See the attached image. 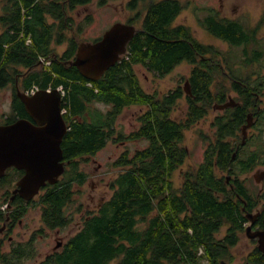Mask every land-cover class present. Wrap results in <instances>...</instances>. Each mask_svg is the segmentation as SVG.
<instances>
[{"label": "trees", "instance_id": "1", "mask_svg": "<svg viewBox=\"0 0 264 264\" xmlns=\"http://www.w3.org/2000/svg\"><path fill=\"white\" fill-rule=\"evenodd\" d=\"M91 2L1 0L0 89L13 88L12 111L4 122L25 114L16 89L62 86L65 91L62 107L66 110L68 132L62 150L70 162L59 182L49 186L42 196L47 227H65L72 219L70 204L75 200V186L82 185L86 179L84 171L79 169L83 155L94 153L105 145L110 135L115 136L116 116L124 107L146 105L139 118L140 126L130 138L144 137L147 146L131 154L126 150L114 161L120 170L110 181L111 195L99 209L83 217L79 229L60 249L50 252L37 264L113 261L115 264H223L230 258L239 229L227 231L221 240L217 237L219 227L225 223L239 224L244 217L238 203L219 201L220 192L230 190L218 179L214 144L211 143L206 157L196 168L182 174L180 187H175L172 181L173 172L187 155L180 145L183 130L203 115L200 93L216 78L215 68L203 65L219 62V52L213 45L198 41L186 25H173L184 6L179 1L163 0L151 4L144 31L133 35L126 54L99 79L89 80L69 61L74 59L78 45L75 37L70 36L76 25L71 13ZM91 20V14L87 15L78 23L79 29ZM198 22L231 47L250 44V63L264 56L256 35L264 17L250 26V31L243 30L241 23L223 22L214 13L198 17ZM64 42L66 48L58 53L57 47ZM248 56L244 52L241 61L246 62ZM183 58L196 67L189 77L192 96H187V117L181 121L170 116L179 91L172 96L174 100L170 97L160 100L146 93L132 65L144 63L163 76ZM207 97L210 101V92ZM91 101L101 102L108 109H93ZM240 118L241 114L236 117V123ZM5 184L0 179V186ZM225 198L231 199L229 195ZM30 256L25 247L16 245L3 253L1 259L2 264H23ZM251 262L264 263L260 259Z\"/></svg>", "mask_w": 264, "mask_h": 264}, {"label": "flooded vegetation", "instance_id": "2", "mask_svg": "<svg viewBox=\"0 0 264 264\" xmlns=\"http://www.w3.org/2000/svg\"><path fill=\"white\" fill-rule=\"evenodd\" d=\"M161 1L163 0H155L152 2L147 0H129L127 2L128 9L136 10L141 5L142 10L141 11L136 10L135 14L131 16L127 15V17L124 18L119 17L118 19H115L113 23L121 22V23L133 25L136 28L135 33L136 32L140 33L141 31H144L143 27L145 24V18L147 16V12L151 4H157ZM175 1L181 2L182 6H184V9L191 6L192 3L197 4L195 3L194 0L193 1L190 0L189 2L186 3H184V1L182 0H175ZM206 7L209 9H207V11L204 12V15L208 13H214L223 22L233 21L238 24L241 23L243 30L250 31V25L244 24V23H248L249 16L228 14L226 8L228 6L223 0H218L217 5L206 6ZM228 9L230 8L228 7ZM231 12L232 13L237 12L236 5L232 7ZM194 13L198 14L195 11ZM86 17L87 15L84 16L82 19ZM198 17L199 16L197 15V21H198ZM91 18L93 20L92 16ZM76 27L79 29L78 24L74 26V29H76ZM245 33L247 35V38H250L248 32ZM102 35L93 38L92 41L94 42L99 40L102 37ZM219 39L227 42L222 38ZM238 47H241L240 49L242 51L243 58H244V52H246L249 55L246 58L247 60L246 62H242L241 60H243V58H241V60L238 62L235 61L232 63H228V62L223 63L219 61V62H214L212 64L203 65L205 68H215L214 74L216 78L212 81V84L210 85L209 88L205 87L200 93V98L202 99L201 107L203 109L202 110L203 115L198 119V121L204 119L205 117L207 118L208 114L210 113V110L214 111L213 118L210 121L213 131L212 135L207 136L206 134H203V132H201V136L204 137L203 141L205 143L203 149V160L206 157V152L208 151L211 143H213L215 156L217 158V163H218L216 167L218 179L223 181L225 186L230 190L228 192L226 191L220 192L219 201L227 202V200L228 201L231 200L234 203H238V205H240L241 215L242 217H244V219L241 218L242 221L240 220L239 224L225 223L221 225L219 227L217 234L218 235L221 234L222 236L220 237L217 236V237L220 238L221 240L225 239V237L228 234L227 231L238 227L239 229L238 239L236 243L233 245V247L237 245L238 242H240L241 235L243 233L247 241H249L248 244L249 249L245 253L247 263H250L251 261L256 259H260L262 262H264V253L258 249V236H253L255 232L264 230V99H263L264 77L261 76L260 70H258L257 72H254V70H250V65H251L250 44L246 46L240 45ZM181 62H186L187 64H189L191 66L190 68L191 71L193 70L194 67H196V64L190 63L186 58H183L171 70H173ZM132 66L133 69L136 66H140L145 70L152 71L144 63H140V62L134 63ZM243 71H247V73L244 75ZM89 74L91 76L95 75L94 72H90ZM218 75L226 76V78L217 79ZM254 76L256 77L254 78ZM189 77L190 74L189 76L184 78V85L182 88L180 85H178L176 88H173L162 95L156 92L146 91L145 89L142 88L140 80L139 82H140V87L142 88L143 91L154 95L157 99L160 100L164 99L165 97L168 98L170 97L171 100H174V97L172 96L175 94V92L179 91L180 95L176 97L175 99L176 102L171 107L170 116L173 119L184 121L187 117V112L189 109V100L187 96H192V85ZM185 87L189 89L190 93H187L185 91ZM209 92L211 93L210 101L208 100L207 97ZM51 96L52 95H47V100L50 103L49 107L51 109H54L56 105H59V108L61 110L62 98L60 102L59 101L54 102ZM182 98H185V100H187L188 107L185 116L180 119L172 116V111L176 107L175 105H177L178 101ZM138 106L143 110L136 117L138 123L137 127L134 128L131 132L127 133V135H123L120 132L119 134L120 137H122V139L120 140L122 143H126L127 138L135 141L136 140L144 141L145 145L141 148H138V149H142L145 146H147L148 144L147 139L141 136L136 137L134 139L130 138L131 133L138 130L141 123V120L139 118L146 111V105L138 104ZM61 114L65 120L64 114L63 113ZM240 114L242 115V118H240V121L236 123L237 122L236 117ZM17 118H26L34 123L39 121L35 116L29 114L25 110V114H23V116H17L12 121L6 123H11ZM39 122L42 123L44 121L40 120ZM3 123L5 124V122ZM189 128L190 127H188L187 129ZM184 130H183V137H184ZM67 132L68 129L63 135L61 141V147H62L63 139ZM116 139H117L116 136L110 135L106 143L108 142V140H116ZM181 142L180 145H182ZM182 146L187 151L186 157H188V153H189L188 148L184 145ZM101 148H103V146L98 148L94 153H96ZM94 153L84 154L83 159L86 160L89 157L91 159ZM62 161L64 162V166L66 169V166L70 162V160L64 156V153H63ZM64 172L59 176L58 180L55 183H50L47 181L42 186H40L39 188L40 190H38V192L35 195L27 199L21 196L18 192L16 193L13 192V190L17 187L16 184L17 181L24 175L25 171L23 169H19L14 166H10L5 169L4 173L0 176V179L6 181L5 185L0 186V193H1L0 199L5 203L4 204L5 212L3 216L2 214L0 215V246L2 242L7 240L8 243H11L8 252H10L13 249V247L17 245L19 247H25L26 251H29L31 253V256L35 257L37 254L34 247V239H36L35 235L39 234L40 238H42L44 237L45 231H47L46 229L49 230L55 229L58 232L61 228H63L58 226L54 228L47 227L44 221L45 217L43 211L42 196L46 193V190L48 189L49 186L55 185L57 182H59ZM182 180H183V175H182ZM8 181L9 184L7 183ZM227 195H229L231 199H226L225 197H227ZM37 199H39V207H40L39 209L40 212L38 217L41 220V225H42L41 228H43V230L36 228L35 230L31 231L30 226H28L26 229L30 230L32 235H30L26 240L14 239L13 233H15L17 229L19 233L20 227L23 225L22 217L26 215V213L24 212V209L26 208L25 205L33 203ZM105 200L106 199H104L101 196L99 202L97 203L96 209H99ZM79 223L80 221L77 223L79 225L78 227H80L81 225ZM38 230H40L41 233ZM56 238H57L56 244L53 250L50 252L60 249L65 242L61 240L59 235H56ZM250 242L253 244L252 248H250ZM50 252H47L45 256ZM1 253L2 252H0V257L2 256ZM30 257H27L26 259L28 260L30 259Z\"/></svg>", "mask_w": 264, "mask_h": 264}, {"label": "rangeland", "instance_id": "3", "mask_svg": "<svg viewBox=\"0 0 264 264\" xmlns=\"http://www.w3.org/2000/svg\"><path fill=\"white\" fill-rule=\"evenodd\" d=\"M129 0H92L88 5L79 6L74 10L71 15L76 21V25L81 22L84 16L91 14L93 20L90 23L85 24L82 29H74L70 36L75 37L77 42L80 41H91L93 38L100 36L107 30L113 23L115 19L119 17L124 18L135 14L136 10L141 11L142 6L140 5L136 10H131L127 8V2ZM155 1V0H147ZM184 3L190 0H182ZM193 1V0H191ZM197 4H191V6L182 10L180 14L173 21V25L184 24L191 31L192 35L200 42L204 44L213 45L219 52L217 58L223 63L238 62L241 60L242 51L241 47L235 46L231 47L227 42L213 36L210 34L203 26L197 21V15L199 17L204 16V12L207 11L206 6H213L218 4V0H194ZM227 6L228 14L232 15H248V23L245 25L253 26L259 22L264 17V0H223ZM1 5V0H0ZM236 5L237 12L232 13V7ZM194 11L198 14H195ZM82 19V20H81ZM257 40L260 44L259 47L264 49V24L258 31ZM67 46V42L57 47L58 53H61ZM46 64L49 61L45 62ZM250 70L257 72L260 70L261 76L264 77V56L257 61L250 63ZM191 66L186 62H181L177 65L170 73L165 76H159L152 71L145 70L140 66L134 67L135 72L141 82L143 89L149 92H156L158 94H164L169 90L176 88L178 85L181 88L184 85V78L189 76ZM247 71H243L245 75ZM257 76V75H256ZM254 76V78L256 77ZM226 76L218 75L217 79H225ZM32 87H30L31 89ZM20 90H22L20 88ZM61 90L64 89L61 87ZM65 92V91H64ZM264 99V98H263ZM13 103V88L11 86L4 87L0 89V122L3 123L4 119L11 114ZM176 107L172 111V116L176 118H183L186 114L188 102L185 98L178 101ZM91 108H98L101 110L108 109V106L97 101L90 102ZM143 109L138 106V104H133L124 107L116 116L115 128L117 133L115 136L116 140H108L106 145L98 150L94 155H92L86 160L81 159L79 163V169L84 171L86 174V180L82 185L75 186L77 190L75 193V200L73 201L70 208L72 211V219L67 226L61 228L58 232L54 229H46L44 237L40 238L39 234L35 235L34 247L36 250V256H31L30 259L24 260L23 264H37L39 260L43 259L47 252L53 250L56 244V235H59L62 241H66L69 236L74 234L78 229L79 221L81 224L83 217L95 212L97 203L99 202L101 196L107 199L111 193L112 188L109 182L118 173L120 168L114 165V161L126 150L131 154L137 148H141L145 145L144 141L131 140L127 138L126 143H122L120 140V134L127 135L134 128L137 127L138 123L136 120L137 115ZM4 115V116H3ZM214 111L210 110L208 117L195 122L189 129L184 130V137L181 142L182 145L186 146L189 150L188 157L185 158L182 165H180L172 174V181L175 187H180L182 183V174L185 171L196 168L198 164L203 160V149H204V137L201 136V132L207 136H211L213 131L211 127V120L213 118ZM4 117V118H3ZM203 137V138H202ZM113 139V138H112ZM1 195V193H0ZM4 202L0 199V210L5 212ZM69 205V206H70ZM80 205V207H79ZM26 208L24 212L25 216L22 217L23 225L20 227V232L18 229L13 233L14 239L26 240L30 235L31 231L36 228L43 230L41 225V220L39 219V199L25 205ZM80 209H77V208ZM2 213L0 212V215ZM30 226V230L26 228ZM40 230H38L40 232ZM41 233V232H40ZM58 233V234H57ZM218 237L222 236L221 234ZM10 244L7 240L2 242L0 246V252L6 253L10 248ZM249 241L245 238L242 233L240 242L231 248L232 255L230 256L224 264H254L252 262L247 263L245 253L249 249ZM252 243L250 242V248H252ZM232 259V260H231ZM0 264H2V259L0 257ZM110 264H115L113 261ZM264 264V263H256Z\"/></svg>", "mask_w": 264, "mask_h": 264}, {"label": "water", "instance_id": "4", "mask_svg": "<svg viewBox=\"0 0 264 264\" xmlns=\"http://www.w3.org/2000/svg\"><path fill=\"white\" fill-rule=\"evenodd\" d=\"M135 31L133 25L115 22L99 40L81 42L69 63L86 78L98 79L125 53ZM90 72L95 75L91 76ZM185 91L190 93L187 87ZM16 95L29 114L44 122L17 118L11 123L0 124V176L10 166L23 169L25 173L13 192L29 199L40 186L47 181L55 183L64 172L61 141L67 126L59 105L51 109L47 100V95H52L54 102H60L58 88L40 89L30 95L16 89ZM253 236H258V249L264 253V230L255 232Z\"/></svg>", "mask_w": 264, "mask_h": 264}, {"label": "built area", "instance_id": "5", "mask_svg": "<svg viewBox=\"0 0 264 264\" xmlns=\"http://www.w3.org/2000/svg\"><path fill=\"white\" fill-rule=\"evenodd\" d=\"M34 90H35V87H34V88H31V89H30V92L33 93Z\"/></svg>", "mask_w": 264, "mask_h": 264}, {"label": "bare ground", "instance_id": "6", "mask_svg": "<svg viewBox=\"0 0 264 264\" xmlns=\"http://www.w3.org/2000/svg\"><path fill=\"white\" fill-rule=\"evenodd\" d=\"M4 116V115H3ZM4 118V117H3ZM31 119V118H30ZM6 123V122H5ZM64 160V159H63ZM7 173V172H6ZM10 176V175H9ZM40 190V189H39ZM11 203V202H10ZM231 258V257H230ZM232 260V259H231Z\"/></svg>", "mask_w": 264, "mask_h": 264}]
</instances>
